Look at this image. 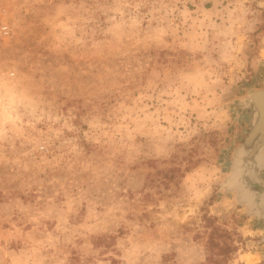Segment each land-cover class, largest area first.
I'll return each instance as SVG.
<instances>
[{
	"label": "rangeland",
	"instance_id": "1",
	"mask_svg": "<svg viewBox=\"0 0 264 264\" xmlns=\"http://www.w3.org/2000/svg\"><path fill=\"white\" fill-rule=\"evenodd\" d=\"M2 7L0 264H264L262 185L232 183L264 0Z\"/></svg>",
	"mask_w": 264,
	"mask_h": 264
},
{
	"label": "water",
	"instance_id": "2",
	"mask_svg": "<svg viewBox=\"0 0 264 264\" xmlns=\"http://www.w3.org/2000/svg\"><path fill=\"white\" fill-rule=\"evenodd\" d=\"M245 107L252 110V123L242 147L238 153L237 167L239 175L247 171L252 182H259L264 188V178L261 176L264 167V89L252 90L245 97ZM249 165V166H248ZM235 170V169H234ZM233 182L240 184L243 196L251 199L250 189L233 177ZM249 188V187H248Z\"/></svg>",
	"mask_w": 264,
	"mask_h": 264
},
{
	"label": "built area",
	"instance_id": "3",
	"mask_svg": "<svg viewBox=\"0 0 264 264\" xmlns=\"http://www.w3.org/2000/svg\"><path fill=\"white\" fill-rule=\"evenodd\" d=\"M11 24L4 19L2 0H0V38H9L12 35ZM11 75H14L12 72Z\"/></svg>",
	"mask_w": 264,
	"mask_h": 264
},
{
	"label": "flooded vegetation",
	"instance_id": "4",
	"mask_svg": "<svg viewBox=\"0 0 264 264\" xmlns=\"http://www.w3.org/2000/svg\"><path fill=\"white\" fill-rule=\"evenodd\" d=\"M235 169V168H234ZM237 176H238V174H237ZM251 178V176L250 175H248V173H247V171L246 172H244V174L243 173H240V179H238L239 181L240 180H242L243 182L244 181H246V182H249L248 181V179H250ZM241 182V181H240ZM252 182V181H251ZM232 183H234V184H236V182H232ZM250 183V182H249ZM254 182H252V184H253ZM251 184V186H253ZM239 186H240V184H239ZM248 186V185H247ZM255 186V185H254ZM241 187V186H240ZM249 187V188H248ZM247 187V189H250L251 191H250V193L252 194V192H253V189H252V187H250V186H248ZM262 188H263V186H262ZM240 190H241V188H240ZM241 192H243L242 190H241ZM260 193H262V194H264V188L261 190V192H259V194Z\"/></svg>",
	"mask_w": 264,
	"mask_h": 264
},
{
	"label": "bare ground",
	"instance_id": "5",
	"mask_svg": "<svg viewBox=\"0 0 264 264\" xmlns=\"http://www.w3.org/2000/svg\"><path fill=\"white\" fill-rule=\"evenodd\" d=\"M249 166V165H248ZM239 169V168H238ZM240 170V169H239ZM238 172V175H239V172L240 171H237ZM235 177H237V174H235ZM232 181V180H231ZM233 182V181H232ZM244 258H245V260H246V262H248V263H253L254 261H256L257 260V257L255 256V255H251V254H246L245 256H244Z\"/></svg>",
	"mask_w": 264,
	"mask_h": 264
},
{
	"label": "crops",
	"instance_id": "6",
	"mask_svg": "<svg viewBox=\"0 0 264 264\" xmlns=\"http://www.w3.org/2000/svg\"><path fill=\"white\" fill-rule=\"evenodd\" d=\"M245 115V114H244ZM243 118L245 117V116H242ZM233 162H234V160H233ZM238 187L240 188V186H239V184H238ZM241 191V190H240ZM244 195V194H243ZM251 195V198H252V194H250ZM258 198H259V200H258V203L262 206H264V194H262V193H260L259 194V196H258ZM244 199H246L245 197H244ZM250 201H251V199H250ZM253 203V202H252Z\"/></svg>",
	"mask_w": 264,
	"mask_h": 264
},
{
	"label": "trees",
	"instance_id": "7",
	"mask_svg": "<svg viewBox=\"0 0 264 264\" xmlns=\"http://www.w3.org/2000/svg\"><path fill=\"white\" fill-rule=\"evenodd\" d=\"M239 177H240V176H237L238 179H239ZM249 191H251V190H249Z\"/></svg>",
	"mask_w": 264,
	"mask_h": 264
}]
</instances>
